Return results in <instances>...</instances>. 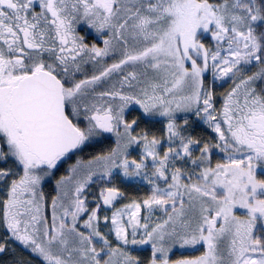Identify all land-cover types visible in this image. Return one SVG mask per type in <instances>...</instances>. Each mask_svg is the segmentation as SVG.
Masks as SVG:
<instances>
[{
  "label": "rangeland",
  "instance_id": "obj_1",
  "mask_svg": "<svg viewBox=\"0 0 264 264\" xmlns=\"http://www.w3.org/2000/svg\"><path fill=\"white\" fill-rule=\"evenodd\" d=\"M6 1L0 0V59L9 62L23 54L19 45L10 50L5 49L3 44H8L5 43L4 35L6 34V39L12 45L17 40L16 29L22 31L32 25L25 21L14 24L11 20L6 24L9 18L6 19L1 12L4 3L10 6V2ZM109 1L114 7L115 19L107 24H97V21L107 17L104 16L102 19L99 11L84 0H65L74 11L73 21H68L62 14L57 13V11L61 12L55 7V3H59V0L51 2L50 7L54 12L51 14L60 18L61 23L58 25L61 29L60 34L67 42L64 48L66 52H63L60 46L57 49L60 63L67 57H70V60L79 57L77 53L71 55L68 52L72 50L75 37L79 43H82L85 41L86 35L83 36L85 32L96 30L97 26L106 28V37L98 35L97 45H95L97 39L89 36V44L95 45L93 49L102 57L95 55L100 62L92 61L80 65L83 75L88 76L86 73L91 72L88 73L89 77H95V80L90 81L89 78L81 77L78 83L73 84L74 86H68L67 113L79 129L82 141L85 139L88 142L102 144L100 150L92 157L109 156L115 150L114 146L117 145L115 141L120 145L128 140L130 129L126 125L134 120H143L147 126V128L139 127L135 134H142L143 132L140 131L154 132L158 128L165 129L169 136H176L174 130H177L181 136L194 133L192 140H196L198 144L199 166L202 165L200 161L203 155H199L202 148H206L205 151L210 154L212 161L203 159L204 166H198L193 181L189 182L187 187L181 186L182 201L173 202L171 207L182 209L176 212L166 211V227L163 228L164 234L159 245V252L164 255L162 257L164 260L160 264L166 262L189 264L199 254L184 252L192 250L190 246H193L195 240L199 238L206 222L205 218L210 211L223 212L225 220L222 229L211 230L213 237L220 243L219 246L214 247L212 261L217 260L218 264H235L238 256L236 242L241 239L242 222H249L255 227L254 218L250 216L248 210L244 215H241V212L238 215L237 202L231 206L225 202L227 198L221 192L222 180L220 177L215 178V175L223 173L221 165L247 166L253 161L251 153L242 154L235 145V131L230 126L235 107L231 108L230 101L235 102V94L243 92L259 102H262L264 97L254 90L258 70L264 71V40L255 30L264 24V21L261 22V19L264 20L262 11L255 8L259 2L251 0L247 3L244 0H236V3L233 1L230 5L219 6L220 9L219 7H215L218 8L217 10L210 9L212 20L216 17L225 22L219 28L226 27L243 36L248 33L243 37L245 39V47H243V43L233 41V32L230 30L222 34L212 28L210 32L209 26L212 23H196L194 20L201 10L193 12L188 5L190 0ZM101 3L105 2L101 1ZM105 8L110 14L109 4L105 5ZM69 11L70 8L67 6L63 9L65 13ZM216 23L221 24L218 19ZM216 23L214 24L218 27ZM29 33L26 32V36L30 35ZM31 41L29 47L24 43L29 50L37 48L35 40L31 38ZM79 47L82 50L81 44ZM77 63L82 62L78 60ZM4 69L5 66H0V148H8L13 157L12 160L6 159L11 156H7L4 148L0 150V165L6 162V166L2 167L0 172V214L6 203L1 218L9 240L1 223L0 230L6 237L3 245L11 251V254L13 253L9 255L12 257L10 261L5 263L12 264L14 260L15 264H130L129 250L125 248L128 240L134 239V231L139 222L148 224L155 216H161L159 204L169 198L174 199L172 190L167 186L165 190L161 188L158 194L149 197L147 206L132 204L96 217L99 221L97 236L102 235L103 241L111 242L112 232L117 239L115 241L117 248H122L124 253L117 248L112 250L109 246L101 245L96 235L88 234L89 227H87L93 210L98 206L96 202H85L87 213L82 220V226L76 225L70 217L76 203L79 204L80 209L84 206L81 205L82 191L71 188L72 180H69V176L71 179L72 173L83 172L92 165L83 164L76 159L74 166L69 168V176L65 174L67 170L64 173L62 169L52 173L37 168L36 161L27 155L25 146L16 138L15 131L12 130L14 125L5 119L6 101L3 94L5 83L9 80L2 79ZM8 72L7 76H10V69ZM100 82L102 84L99 85ZM252 90L255 92L250 94ZM92 92H96V95L84 102V96ZM189 98H192V101L186 104ZM77 100L81 103L77 104ZM79 107L85 112H81ZM260 110L261 108L255 107L252 115L254 117L260 115ZM108 114L113 116L112 127L104 131L101 119ZM176 118H180L178 124L192 121L193 131L184 125L182 130L178 126L172 128ZM160 121L161 124L157 125ZM188 139L190 137H187L186 142L190 143ZM83 147L82 151H89V146ZM198 156L202 158L198 159ZM192 160L187 159L185 165L190 164ZM14 162L19 169L15 167ZM89 162H96L99 166L106 165L105 160L100 158ZM256 172L258 175H263L260 170ZM166 176L169 178L171 173L168 172ZM42 178L53 183L52 189L57 193V200L63 202L52 201L51 185L41 183ZM259 179L263 180L261 177ZM73 180L76 184L79 183L74 174ZM90 188L91 185H88L86 190ZM93 193L89 191V194L93 195ZM176 194L179 196L178 191ZM230 194L233 197V193ZM67 200L73 202H65ZM248 201L253 204L254 200L249 197ZM206 202L211 203L206 206ZM55 204H60L62 207L66 205L64 211L60 212L55 208ZM9 206L11 211H8ZM194 209L198 210L194 212ZM177 217L188 225L190 222L192 224V229L182 224L181 230L199 232L192 238V242H181V238L177 239L168 234L172 226L170 223ZM107 220L108 224H102ZM18 223L21 231L16 233ZM163 238L164 243H162ZM89 244L94 251L88 249ZM83 246H86L85 250ZM27 249L31 251L25 253ZM244 258L246 259L240 260V264H259L258 258L254 256ZM158 262L160 260L155 258L151 261V263Z\"/></svg>",
  "mask_w": 264,
  "mask_h": 264
},
{
  "label": "flooded vegetation",
  "instance_id": "obj_2",
  "mask_svg": "<svg viewBox=\"0 0 264 264\" xmlns=\"http://www.w3.org/2000/svg\"><path fill=\"white\" fill-rule=\"evenodd\" d=\"M8 1L10 2V6L2 5L1 7V12L4 13L6 19L9 18L7 19L6 24L10 23V20L14 24L25 21L26 23L30 22V25L33 26H30L29 28H26L22 31H20V29H16L17 40H15L14 44L19 43L20 47L21 44H23L24 49L28 53H23V56H20L21 65L18 69H15L11 72L13 74H11L9 79L11 82L7 81L3 94V98L6 101L5 119H7L9 123L11 122L15 127L16 123L12 119L11 114L8 112L10 98L9 94L11 89L16 86L22 78L43 70L53 74L62 82L65 93V91L68 89V86L64 80H69L73 76V72L70 71V64L74 65L75 63L72 62L76 61L77 59L70 60V57H67V59H64L63 62L60 63V59L58 58L59 54L57 51L55 52L59 46L63 49V52H66L64 48L67 43L66 39L62 38L60 34L61 29L58 26L61 23L60 18L55 15L53 16L48 12L49 4H51L52 1L54 3L58 0ZM63 1H61V3H63ZM84 1L96 8L101 14L102 19L104 16L107 17L102 21H97V24H107L109 21L115 19V11L114 7L111 5V1ZM101 1L105 3L103 4ZM11 3H13V5H11ZM63 4H67V7L71 9L68 14L73 16L74 11L72 10L71 5L65 1ZM108 4V10L110 14L105 10V5ZM39 13H42L44 19L40 17ZM28 30L31 33H29ZM105 31V27L101 28L97 26L96 30L87 31V33L85 32L83 35H86L85 41H82V43H79L74 35L75 40L72 43H75V45H72V50L68 52L71 53V55L83 53L85 47L89 44L87 43V40L90 38L89 36L97 39L98 35L106 36ZM26 32H28L30 35L26 36ZM247 35L248 33L244 34V36ZM244 36L239 34V36L235 38L237 42L243 43V47H245V39L243 38ZM31 38L35 40L37 48L29 50V48H27L24 43L29 47L32 42ZM5 43L8 44L6 41ZM49 43L51 44L50 50H52L50 56L45 55L44 52L45 44L48 45ZM79 44L82 45V50L80 49ZM101 57L102 56L99 54V58ZM54 62L55 66L52 67ZM97 62L100 61L98 60ZM5 69L9 70L8 67H5ZM88 73L86 74L89 75ZM256 78L257 84L254 86V90L260 94H264V84L260 85L259 83L260 79L264 78V71L262 69L258 70ZM100 84L102 83L100 82L99 85ZM254 90H252L250 94L254 93ZM191 101L192 98H189L186 101V104L191 103ZM230 102L231 108L235 107L232 120L230 121L231 129L235 131V145L238 147L240 153H251L253 156V161L247 166L229 165L225 167L217 163V165H221L223 167V173L221 172L220 174L215 175V178L219 179L220 177L222 180L220 181L222 185L221 192L223 193L224 197L227 198L225 202H228L230 206L234 205V202H237L238 215H240V212L242 213L241 215H244V212L248 210L250 216L254 218L255 227L249 222H242L243 229L242 227L240 229L241 239L238 242L234 241L236 242V249L238 250V256L235 264H240V260H245L246 258L244 257L246 256H254L255 258H258L257 260L259 264H264V165H262L264 164V112H262L264 109V97L262 102H259L251 95L243 92L235 94V102ZM255 107L261 108V114L254 117L252 115V111ZM179 120L180 118L175 119L172 128L178 126L181 127L182 130V125H184L185 127H190V131H193L192 121L189 123L184 122V124H178L179 122L177 121ZM144 122L145 121L143 120H134L127 125V127L130 129V136H127L128 140L126 139L120 145H118L119 143L115 141L114 143L117 145L114 146L115 150L112 151L109 157L100 158L101 160H105L106 165L99 166L96 162H93V164L90 163L92 166L90 168H86L83 172L72 173L71 179L69 176V170L65 174L69 176V180H72V182L70 181L71 188L82 191L83 202H97L96 205L98 206L96 210H93L92 212V216L94 217L102 216V214L112 213L120 207L123 208V206L127 207L128 205L132 204L143 207L147 206L148 204L146 202H149V197L158 194V191L161 188L165 190V186H167L169 189H171L174 199L171 200V198H169L160 202L159 207L161 216H155L154 219L150 220V224L148 223L149 225L145 222H139L140 224L138 223L134 231V239L132 241L129 239L125 247L130 252H128L130 264H160L161 261L164 260L162 258L164 255L159 252V245L161 243V236L164 234L163 228L166 227L167 219L165 214L167 210L176 212V210L182 209L171 206L173 202L182 201V196L180 195L181 186L187 187L188 183L192 182L193 177L197 174L196 169H198L199 166L197 162L198 144L196 140H192L194 133H190L188 136H181L177 130H174V134L176 136H169V134H166L165 129L162 130L159 128L155 129L154 132L147 131L146 133L145 131H140L143 133L135 134V132H138L137 129L139 127L147 128V126H145L146 123ZM158 124H161V122ZM12 130L15 131L16 138H18V140L21 142V136L16 131V127ZM187 137H190V139H188L190 143L186 142ZM143 149H146V151H143ZM205 150L206 148H202L199 152V155H203V158L198 156V159L200 157L202 158L200 161L202 163V165H200L201 167L204 166V160H211L210 154ZM86 154L87 152L76 151L66 156L59 157L50 165H46V163L36 159L33 155L30 156H32L38 164L36 165L37 168L41 170L46 169L52 173L62 169L64 173L67 164H70V166L73 167L76 159H79L83 164H86L91 160L98 159L96 157L88 158L86 157ZM9 156H11V154ZM189 158L193 159L194 161L192 160L190 164H186L188 166L187 167L185 163ZM9 159L12 160L13 157L11 156ZM257 170H260L263 175H258L256 172ZM168 172L171 173L169 178L166 176ZM73 174L76 181L79 183L76 184V182L73 180ZM260 177L263 178V180H260ZM44 181L45 180L42 178L41 183H44V185L50 184L52 189L53 183H51L48 179L45 182ZM216 183L218 185L220 184L219 181ZM88 185H91V188L86 190ZM187 189L190 192L192 191L189 188ZM89 191H93V195L89 194ZM176 191L179 192V196L176 194ZM230 192L233 193V197H231ZM56 194V191L52 189V201L63 202L57 200ZM249 197L253 198V204L252 202L248 201ZM65 202L73 201L67 200ZM191 203L194 204V202ZM210 203L211 202H206V206L210 205ZM195 206H197L196 203ZM218 206H220V204H218ZM57 209L62 212L61 208ZM85 209H81V213L77 217V225H81V222L86 215ZM197 210L198 209H194L193 211L196 212ZM8 211H10L9 208ZM1 214L0 223L4 226ZM223 216V212L219 211H210L208 213L207 217L205 218L206 222L204 223V228L200 232L199 238L195 240V243L193 242V246H190L192 250L184 252L186 254H192L194 252L199 253L189 264H218L217 260H215V262L212 260L214 258V247L215 245L219 246L220 243L217 242L215 237H213L211 230L218 231V229H222V227L225 225ZM102 224H107V222ZM170 224H172V226H170L168 234L177 237V239L181 238V242H192V238H194L199 233L197 231L190 232L187 230H181L182 224H184V227L190 229H192V224L191 222L190 225L186 224V222L182 221L180 217L174 219ZM20 231L21 228H19L18 223L16 233H19ZM98 233L99 227L97 225L95 229L96 236ZM97 238L100 240L103 239L102 235L97 236ZM111 238L113 240L109 242L110 244L107 242H104V244L108 245L110 249L113 250L117 248V243L115 242L116 240L114 235H112V232ZM5 240L6 237L2 235L0 230V264H9L5 263V261L8 262L10 261L9 259L12 258L9 256L11 251L7 250V247L3 245ZM162 243H164V238ZM178 247L180 248V246H177V248ZM117 249L123 252L122 248ZM171 249L172 246L170 250ZM201 250L202 252H200ZM11 255H13V253ZM154 258L159 259L160 262L151 263ZM12 261V264H15L16 261ZM166 264H168V262H166Z\"/></svg>",
  "mask_w": 264,
  "mask_h": 264
},
{
  "label": "water",
  "instance_id": "obj_3",
  "mask_svg": "<svg viewBox=\"0 0 264 264\" xmlns=\"http://www.w3.org/2000/svg\"><path fill=\"white\" fill-rule=\"evenodd\" d=\"M10 114L29 153L51 164L77 150L81 137L66 113L63 84L53 74L38 71L10 91ZM111 117H105L104 127Z\"/></svg>",
  "mask_w": 264,
  "mask_h": 264
},
{
  "label": "trees",
  "instance_id": "obj_4",
  "mask_svg": "<svg viewBox=\"0 0 264 264\" xmlns=\"http://www.w3.org/2000/svg\"><path fill=\"white\" fill-rule=\"evenodd\" d=\"M61 1H63V0H59V3L58 2H56L55 3V7L56 8H58V9H60V11L61 12H59V11H57V13L58 14H62L64 17H65V19H68V21L70 20V21H73V19H74V16H71V15H69L68 13L66 14V13H64L63 12V9L67 6V4H63L64 3V1H63V3H61ZM234 1V3H236V0H190L189 2H188V5H189V7L191 8V10L193 11V12H195V10H201V13L199 14V16L198 17H196V19L194 20L196 23H203V22H209V20L211 19V12H212V10H217L218 8H215V7H219V6H221V5H224V4H228V5H230L232 2ZM244 1H246L247 3L249 2V1H251V0H244ZM255 1V0H254ZM257 2H259V5H257V7H255L256 9H258V10H260V11H262L263 13H264V0H256ZM6 2H8V0L6 1ZM191 4V5H190ZM4 5L6 6V4L4 3ZM51 4H49V7H48V12H49V14H51V13H54L53 11H52V9H51ZM214 8V9H213ZM210 9H212L211 11H210ZM219 9H220V7H219ZM35 12V11H34ZM40 14V13H39ZM40 17L42 18V19H44V17H43V15H42V13L40 14ZM221 23H225L223 20H221ZM221 29V28H220ZM256 30V33H257V35L260 37V38H262V40H264V29H258V28H256L255 29ZM222 32H224V31H222ZM8 35V34H7ZM5 36V41L9 44V45H11L10 43H9V40L8 39H6L7 38V36H6V34L4 35ZM87 43H89V41L87 40ZM6 48L5 49H7V50H10V49H13L15 46H18L19 45V43H16V44H12L11 46H8V45H5V44H3ZM73 45H75V43L73 44ZM50 48H51V44L49 43L48 45H46L45 44V55H48V56H50V53L52 52V50H50ZM54 48H55V45H54ZM20 49H21V52H22V54L23 53H28V52H26V50L24 49V46H23V44H21V47H20ZM48 49V50H47ZM57 50H55V52H56ZM55 52H54V54H55ZM71 59V58H70ZM18 63L20 64V57H15V58H13L11 61H9V62H4V61H2L1 59H0V66H5V67H8L9 69H10V71L12 72V71H14L15 69H18L19 67H20V65H18ZM4 71H5V73L3 72V75H2V79H5V80H9L10 78V76H7V74H9V72H8V70L7 69H4ZM70 71L71 72H73V76L70 78L71 80H70V82H68V86L70 85H72V86H74L73 84L74 83H78L81 79H79V78H81V77H84V78H87V76H84L83 75V73H82V69H81V67H80V65L78 64V63H75L74 65H70ZM12 74V73H11ZM13 75V74H12ZM80 76V77H79ZM90 79V81H92V80H95V78H89ZM7 83V82H6ZM5 83V84H6ZM259 83H260V85H263L264 84V78H262V79H260V81H259ZM76 91L78 92V89H76ZM94 95H96V92H92V93H89V94H86L85 96H84V98H83V101L85 102V100H87V99H89L90 97H92V96H94ZM260 95H264V94H260ZM78 103H81L79 100H77V104ZM79 109H80V111L81 112H85V110L84 109H82V107H79ZM87 118H88V116H87ZM118 142V141H117ZM3 145H4V142H3ZM102 144L100 143V144H98V143H96V142H94V141H89V143H88V146H89V151L87 152V154H86V157H88V158H91L92 157V155L94 154V153H96L97 151H99L100 149H99V147L101 146ZM2 148H4L5 149V151H6V154H8L7 156H9L11 153V151H9V149L8 148H5V147H1L0 148V150H2ZM24 149H26V148H24ZM7 151H8V153H7ZM91 151V152H90ZM27 152V151H26ZM27 155H29L28 153H27ZM30 156V155H29ZM32 159H34L32 156H30ZM35 157V156H34ZM107 157H109V156H96V158H107ZM36 158V157H35ZM6 159H9L8 157L6 158ZM37 159V158H36ZM9 160H11V159H9ZM35 160V159H34ZM8 161V160H7ZM33 163H34V161H33ZM14 164H15V167L17 168V169H19V167H18V165L14 162ZM29 164H32V163H29ZM36 165V164H35ZM6 166V162L4 163V165H0V172L2 171L1 169H2V167H5ZM20 203H22V204H24V202H20ZM84 204V203H83ZM9 208V210L11 211V208H10V206L8 207Z\"/></svg>",
  "mask_w": 264,
  "mask_h": 264
},
{
  "label": "crops",
  "instance_id": "obj_5",
  "mask_svg": "<svg viewBox=\"0 0 264 264\" xmlns=\"http://www.w3.org/2000/svg\"><path fill=\"white\" fill-rule=\"evenodd\" d=\"M207 56V55H206ZM205 56V57H206ZM67 204V203H66ZM66 206V205H65ZM65 206L63 207H60L62 212L64 211V208ZM83 210V209H82ZM81 213V209L76 207V205L73 206V209H72V212L70 213V217L75 221L76 225H77V217L80 215ZM89 224H92V226H89ZM96 222L94 220H91L88 224H87V227H89L88 231L91 235H95V229H96ZM93 229V230H92ZM92 230V231H91ZM99 240V239H98ZM99 242L101 243V245L103 244V239L99 240ZM98 243V241H97ZM84 245V244H83ZM86 246H83V249L85 250ZM88 249L89 250H93V248L91 247V245L89 244L88 246Z\"/></svg>",
  "mask_w": 264,
  "mask_h": 264
},
{
  "label": "bare ground",
  "instance_id": "obj_6",
  "mask_svg": "<svg viewBox=\"0 0 264 264\" xmlns=\"http://www.w3.org/2000/svg\"><path fill=\"white\" fill-rule=\"evenodd\" d=\"M238 161V160H237ZM244 163V162H243Z\"/></svg>",
  "mask_w": 264,
  "mask_h": 264
}]
</instances>
